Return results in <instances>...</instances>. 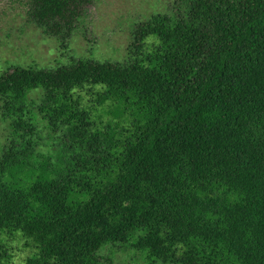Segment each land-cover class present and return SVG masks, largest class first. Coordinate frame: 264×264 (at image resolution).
I'll use <instances>...</instances> for the list:
<instances>
[{
	"label": "trees",
	"instance_id": "obj_1",
	"mask_svg": "<svg viewBox=\"0 0 264 264\" xmlns=\"http://www.w3.org/2000/svg\"><path fill=\"white\" fill-rule=\"evenodd\" d=\"M94 2L30 0L28 14L65 43ZM180 2L135 26L124 62L0 75L16 129L33 130L24 117L36 89L41 112L65 127L57 163L31 139L0 158V233L37 247L25 264H100L105 245L138 231L162 261L264 264V0ZM86 87L117 121L82 104Z\"/></svg>",
	"mask_w": 264,
	"mask_h": 264
},
{
	"label": "rangeland",
	"instance_id": "obj_2",
	"mask_svg": "<svg viewBox=\"0 0 264 264\" xmlns=\"http://www.w3.org/2000/svg\"><path fill=\"white\" fill-rule=\"evenodd\" d=\"M176 3L182 9L187 7L180 0H95L64 43L60 37L46 33L29 17L30 0H0V75L13 66L54 69L69 64L73 58L124 62L129 56L135 26L156 14L173 15ZM157 44L154 37L147 40L149 47ZM96 90L90 87L79 89L82 104L94 109V114L100 115L104 124L109 121L113 124L118 118H113L108 107L97 105L96 95L93 94ZM42 98V89L29 94L30 112L24 119L33 130L26 126L16 129L14 119L2 115L0 99V158L13 141L31 139L36 144L40 160L43 157L51 158L54 163L60 160L65 151L62 140L65 127L52 126L39 108ZM144 234L138 231L125 243L105 245L99 251L100 264H189L182 261L183 258L181 261L154 258L147 249L138 245ZM0 249L8 254L9 264H25L28 258L39 252L17 230L0 233ZM222 264L234 262L224 261Z\"/></svg>",
	"mask_w": 264,
	"mask_h": 264
}]
</instances>
